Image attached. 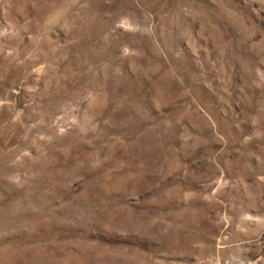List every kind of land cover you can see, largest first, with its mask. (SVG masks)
<instances>
[{"label":"rangeland","instance_id":"374dc122","mask_svg":"<svg viewBox=\"0 0 264 264\" xmlns=\"http://www.w3.org/2000/svg\"><path fill=\"white\" fill-rule=\"evenodd\" d=\"M0 264H264V0H0Z\"/></svg>","mask_w":264,"mask_h":264}]
</instances>
